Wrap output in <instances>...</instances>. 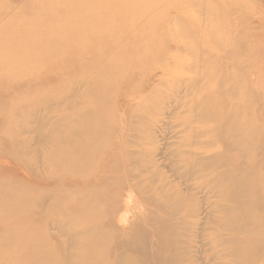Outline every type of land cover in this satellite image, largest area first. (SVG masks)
I'll use <instances>...</instances> for the list:
<instances>
[{
  "label": "rangeland",
  "instance_id": "1",
  "mask_svg": "<svg viewBox=\"0 0 264 264\" xmlns=\"http://www.w3.org/2000/svg\"><path fill=\"white\" fill-rule=\"evenodd\" d=\"M236 3L252 17L249 24L245 16L234 15L235 8L232 18L222 20ZM206 5H211L210 16L205 13ZM263 6L264 0H0V264H86L102 246L96 249L85 235L74 238L66 234L70 233L67 230L59 233L58 223L62 221L72 232L104 220L107 193L62 181L58 168L51 163L60 133L49 123L69 117L77 126L89 105L98 109L99 120L107 124L108 117L114 115L119 124L120 98L119 104H125L127 113L136 109L137 129L155 137L147 149L156 146L164 154L155 159L158 171L190 193L194 192L173 176L163 156L171 157L173 145L182 140L185 118L184 110L176 111L167 98L176 95L186 80H199L197 69L209 68L218 76L238 75L252 99L244 105L249 107L250 117L254 116L255 125L264 127ZM234 19L240 20L237 27L232 24ZM200 34H208L209 39L201 41ZM191 46L200 57L191 52ZM223 66L226 70L222 72ZM235 81L232 84L240 83ZM209 84V91L221 90L218 83ZM154 91H158L157 96ZM149 93L156 96L151 105L153 116L143 121L137 110L142 104L150 105L151 100H146ZM34 114L44 118L48 139H40L38 127L32 123ZM129 133L130 141L142 143L133 131ZM28 164L34 166L32 170ZM257 165L263 171L264 160H258ZM32 186L40 192L29 194ZM140 188L142 191L128 192L125 197L131 208L129 224L143 217L142 208H154L148 205L152 195ZM82 189L99 196L103 204L87 201L79 195ZM197 198L201 213L203 208H210L209 196L198 193ZM16 225L21 227L12 237L10 232ZM102 257L107 259L105 254ZM198 264H202L200 258Z\"/></svg>",
  "mask_w": 264,
  "mask_h": 264
},
{
  "label": "bare ground",
  "instance_id": "2",
  "mask_svg": "<svg viewBox=\"0 0 264 264\" xmlns=\"http://www.w3.org/2000/svg\"><path fill=\"white\" fill-rule=\"evenodd\" d=\"M231 7L225 18L222 15V20L230 18L235 8L236 17L245 16L246 22H250L252 17L242 4L236 3ZM205 9V13L210 16L211 5H206ZM238 12L244 13L240 15ZM239 21L234 19V23H231L237 27ZM202 39L208 40V34H200V40ZM172 41L176 43L174 39ZM171 46L173 48L174 44ZM193 48H190L191 52ZM192 53L200 57V53ZM197 70L199 80H186L187 84L179 86L176 95L167 98L168 102L174 103L176 111L184 110L182 117L185 118L182 120V140L173 145L171 157L163 156L173 176L194 193L184 192L179 185H173L171 179L158 171L155 159L164 154L156 146L147 149L153 146L155 137L147 134V130L141 132V129H137L140 126H135L136 109L127 113L125 104H119L120 98L117 101V110L121 113L118 117L119 124H116L114 115L108 117L107 124L103 119L99 120L98 109L88 104L85 113L80 116L76 113L79 116L77 126L73 125L74 121L71 122L69 117L48 124L60 133L55 142L56 163L54 160L51 163L58 168L62 181L100 188L107 193V215L98 224L79 226L71 232L66 221L58 223L59 233L65 234L67 230L70 233L66 234H71L74 238L83 235L88 239L90 237L96 249L99 244L102 245L97 249L101 254L96 252L89 256V263L86 264H198L199 258L202 264H264V207L260 202V194L264 192V169L259 170L257 165L258 160H264V127L256 126L254 116L250 117L251 111L245 105L251 103L252 99L250 100L249 93L245 90L246 86L238 81V75L235 78L234 73L218 76L214 70L203 67L201 71ZM223 70H226L224 66L220 71ZM203 79L207 82L202 83ZM234 79L240 83L235 81L236 84H232ZM208 82L218 83L221 90L209 91L211 84ZM185 89L189 92H184ZM153 93L158 95V91ZM93 97L91 95V99ZM155 97L149 93L146 100H151V103L142 104V108L137 110L141 114L138 118L146 121L153 116L151 109L155 104ZM93 105L95 106L94 103ZM108 109L112 110V105ZM171 110L172 108L170 112ZM32 123L38 127L40 139L49 138L44 129V118L34 114ZM126 127L129 128L128 132ZM131 131L142 143L130 141ZM28 166L31 170L34 167L31 164ZM39 174L38 171L36 175ZM64 185L68 187L67 184ZM140 187L152 195L148 205L154 208H142L143 217L135 224H129L127 216L131 213V208L125 197L128 192L138 189L142 191ZM30 189L29 194L40 192L38 187L32 186ZM198 193L212 199L207 203L210 208H203V213L199 208L201 201L197 198ZM79 195H84L83 198H88L87 201L93 204L104 202L99 196L94 197L84 189ZM24 222L29 224L25 218ZM20 227L21 225H16L10 235L15 236ZM207 252L209 254L206 257ZM132 254L139 260L132 257Z\"/></svg>",
  "mask_w": 264,
  "mask_h": 264
}]
</instances>
